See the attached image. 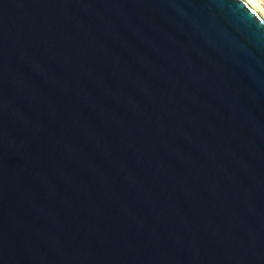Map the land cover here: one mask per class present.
Listing matches in <instances>:
<instances>
[{
  "label": "water",
  "instance_id": "obj_1",
  "mask_svg": "<svg viewBox=\"0 0 264 264\" xmlns=\"http://www.w3.org/2000/svg\"><path fill=\"white\" fill-rule=\"evenodd\" d=\"M0 264H264L261 14L0 0Z\"/></svg>",
  "mask_w": 264,
  "mask_h": 264
},
{
  "label": "bare ground",
  "instance_id": "obj_2",
  "mask_svg": "<svg viewBox=\"0 0 264 264\" xmlns=\"http://www.w3.org/2000/svg\"><path fill=\"white\" fill-rule=\"evenodd\" d=\"M256 11H258L264 18V11L256 0H246Z\"/></svg>",
  "mask_w": 264,
  "mask_h": 264
},
{
  "label": "rangeland",
  "instance_id": "obj_3",
  "mask_svg": "<svg viewBox=\"0 0 264 264\" xmlns=\"http://www.w3.org/2000/svg\"><path fill=\"white\" fill-rule=\"evenodd\" d=\"M257 3L261 6V8L263 9L264 11V0H256Z\"/></svg>",
  "mask_w": 264,
  "mask_h": 264
}]
</instances>
